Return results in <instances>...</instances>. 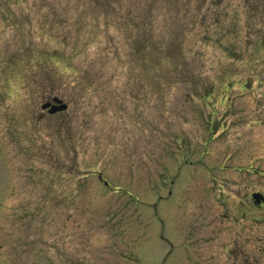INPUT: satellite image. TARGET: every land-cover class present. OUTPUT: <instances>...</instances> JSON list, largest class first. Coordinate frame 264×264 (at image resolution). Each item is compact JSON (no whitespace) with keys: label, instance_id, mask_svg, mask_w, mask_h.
I'll list each match as a JSON object with an SVG mask.
<instances>
[{"label":"rangeland","instance_id":"rangeland-1","mask_svg":"<svg viewBox=\"0 0 264 264\" xmlns=\"http://www.w3.org/2000/svg\"><path fill=\"white\" fill-rule=\"evenodd\" d=\"M244 2L0 0V264H264Z\"/></svg>","mask_w":264,"mask_h":264},{"label":"trees","instance_id":"trees-1","mask_svg":"<svg viewBox=\"0 0 264 264\" xmlns=\"http://www.w3.org/2000/svg\"><path fill=\"white\" fill-rule=\"evenodd\" d=\"M245 1V5L246 8L249 9L251 8V10L254 11V17L252 18V20L255 18L258 21H254L252 22L253 24H251V26H253V29H255L257 31L258 34H261L262 37H264V0H243ZM250 14V11L248 10V16ZM261 21V22H260ZM263 40L262 44H258L259 45V49H263L264 50V38L261 39ZM146 40H142L141 42H138V45H134V51L135 54L138 56L139 60H143L146 61L149 58H152L153 56L158 55L157 52L153 55L152 53L148 52V46H147V42H145Z\"/></svg>","mask_w":264,"mask_h":264},{"label":"water","instance_id":"water-1","mask_svg":"<svg viewBox=\"0 0 264 264\" xmlns=\"http://www.w3.org/2000/svg\"><path fill=\"white\" fill-rule=\"evenodd\" d=\"M41 108L43 110H47L48 114L53 115L55 113L65 111L67 109V105L63 103L61 100H58V98H53L52 100L43 103L41 105ZM252 199L256 201V203H260L261 201H264V198L259 193H254L252 195Z\"/></svg>","mask_w":264,"mask_h":264},{"label":"flooded vegetation","instance_id":"flooded-vegetation-1","mask_svg":"<svg viewBox=\"0 0 264 264\" xmlns=\"http://www.w3.org/2000/svg\"><path fill=\"white\" fill-rule=\"evenodd\" d=\"M262 194V193H261ZM263 195V197H264V194H262ZM252 201V200H251ZM252 203L253 204H255L258 208H260V209H264V203L263 202H261L260 204H257V203H255L254 201H252Z\"/></svg>","mask_w":264,"mask_h":264}]
</instances>
